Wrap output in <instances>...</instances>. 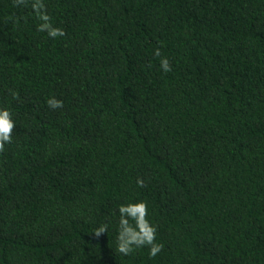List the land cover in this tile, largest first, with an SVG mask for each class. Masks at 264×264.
I'll use <instances>...</instances> for the list:
<instances>
[{
	"label": "trees",
	"instance_id": "1",
	"mask_svg": "<svg viewBox=\"0 0 264 264\" xmlns=\"http://www.w3.org/2000/svg\"><path fill=\"white\" fill-rule=\"evenodd\" d=\"M44 4L64 37L0 0V264H264V0ZM138 201L154 258L116 250Z\"/></svg>",
	"mask_w": 264,
	"mask_h": 264
},
{
	"label": "clouds",
	"instance_id": "2",
	"mask_svg": "<svg viewBox=\"0 0 264 264\" xmlns=\"http://www.w3.org/2000/svg\"><path fill=\"white\" fill-rule=\"evenodd\" d=\"M30 6L33 13L40 21L37 27L38 32L47 33L49 38L64 37L65 32L53 26L50 16L47 14L44 0H13V6ZM154 55L159 57V49ZM161 70L165 73L171 71V65L167 58L160 61ZM49 108L56 110L63 108V102L50 98L47 100ZM16 127L12 114L8 109H0V153L5 150V145L12 142L13 130ZM137 186L143 187L144 181L137 179ZM119 211V231L117 235L116 250L124 256L131 255L136 249L148 247L149 256L156 257L163 249V245L156 243V227L147 219L148 207L146 202L138 201L121 205ZM108 230V225L103 224L95 230L96 237H100Z\"/></svg>",
	"mask_w": 264,
	"mask_h": 264
}]
</instances>
